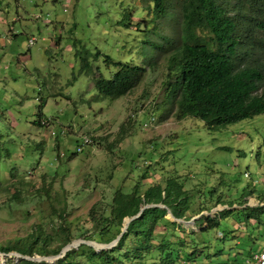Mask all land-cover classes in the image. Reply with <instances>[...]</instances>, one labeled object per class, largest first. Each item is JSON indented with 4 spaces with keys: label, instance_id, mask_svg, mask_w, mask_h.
Listing matches in <instances>:
<instances>
[{
    "label": "rangeland",
    "instance_id": "obj_1",
    "mask_svg": "<svg viewBox=\"0 0 264 264\" xmlns=\"http://www.w3.org/2000/svg\"><path fill=\"white\" fill-rule=\"evenodd\" d=\"M259 1L231 2L252 19L243 31L246 63L264 68ZM181 4L166 0L157 19L151 0H0V247L25 242L39 228L51 247L65 228L70 243L104 245L91 236L105 239L129 219L95 234L117 189L137 186L142 194L174 179L183 192L172 190L168 203L177 194L176 208L189 217L180 219L189 222L167 212L175 227L161 219L155 230L156 237H181L175 264H247L251 248L264 249V210L250 218L234 205L222 211L248 194L244 207L264 204V113L216 129L191 116L161 118L175 109L166 81L181 46ZM166 40L173 44L164 51ZM118 62L143 66L142 80L124 96L96 98L93 79L111 78ZM84 135L91 142L77 150ZM201 215L213 224L205 228ZM56 255L31 258L51 263ZM159 257L146 253L142 263L160 264ZM20 258L0 250V264Z\"/></svg>",
    "mask_w": 264,
    "mask_h": 264
},
{
    "label": "trees",
    "instance_id": "obj_2",
    "mask_svg": "<svg viewBox=\"0 0 264 264\" xmlns=\"http://www.w3.org/2000/svg\"><path fill=\"white\" fill-rule=\"evenodd\" d=\"M151 1L153 14L155 18L160 19L166 13V0ZM231 1L182 0L181 46L168 60L169 80L166 81V85L170 87L166 96L169 102L176 100L175 109L174 111L171 107L166 109L161 115L162 119L171 114L178 120L191 116L202 120L208 129H216L264 113V91L258 93L264 85V68L256 63H246L248 58L246 55L250 56V54L244 51L247 39H243L245 36L243 31L248 28L252 19L243 12L238 13L239 5L235 6ZM236 2L240 3V0ZM259 4L257 12L264 16V0H260ZM229 8L234 10L236 15H232ZM171 44H173L171 40H166L164 51ZM82 60L85 61L86 58ZM115 64L118 68L111 78L98 76L93 79L96 98L124 96L133 90L144 76L143 66L122 62ZM83 66L86 68L88 64L85 63ZM43 105L44 102L39 104L38 115H42ZM38 122L41 124L40 120ZM181 188L174 179H168L164 188L153 185L142 194L139 193L137 186L130 193H123L117 189L112 197L109 213L102 217L100 222L102 224L95 234L97 237L105 236L110 230V224L116 221L122 224L125 217L131 218L136 215L146 204L162 203L175 218L189 219L185 216V211L176 208L180 203L177 194L170 198L171 201L168 203L170 192L172 193L173 190L181 193L183 192ZM245 202L246 200L242 198L239 202H230L228 206L242 205ZM167 209L144 208L129 222L126 231L112 248L96 251L92 246L80 244L77 248L67 250L55 262L49 263L44 260L37 262L20 258L13 264H143L145 254L154 251L160 254V264H175L181 255L178 247V244H183L178 239L181 237L176 233H171L175 236L174 241L168 237H156L155 228L161 219L165 220V224L172 226L176 223L165 218ZM241 209L248 210L246 216L250 218L256 212L264 210V204L254 207L245 206ZM203 218L207 222L205 228L214 222L211 217ZM95 226L97 227V224ZM64 231V237L55 247L50 246L51 238L43 234L39 228L25 242L2 246L0 250L4 253L15 251L29 257L56 255L72 241L66 233L67 228ZM120 231L121 229H118L116 233L105 239L94 236H91V239L109 243ZM175 247L178 248L177 251ZM81 257H84V261L80 260Z\"/></svg>",
    "mask_w": 264,
    "mask_h": 264
},
{
    "label": "water",
    "instance_id": "obj_3",
    "mask_svg": "<svg viewBox=\"0 0 264 264\" xmlns=\"http://www.w3.org/2000/svg\"><path fill=\"white\" fill-rule=\"evenodd\" d=\"M147 207H160V208L167 209V207H166L165 205H160V204H158V203H157V204L144 205V206L139 210V212H138L136 215L132 216L131 218H129V219L126 221V223H124V226L122 227V229H121L120 233L117 235V237H116L115 239H113L112 241H110L109 243H105L104 246H102V247H96L92 242L76 241V242H74V243H69V244L65 245V246L62 248V250H61V255H56L55 257H53V259H54V260H57L58 258L62 257V256L65 254V252H66L67 250H70V249H72V248H76V247L79 246L81 243H85V244H87V245H89V246H92L96 251H98V250H100V249L112 248L113 246L116 245V243H117V241L119 240L120 236L126 231V228H127L128 224H129V222H130L131 220L135 219V218H136V217L142 212V210H143L144 208H147ZM167 212H168V213L174 218V220H176L177 222H178V221H181V222H189V220H188V221H185V220H182V219H180V218H175V217L172 215V213L170 212L169 209H167ZM105 245H106V246H105ZM17 255H19V256L22 257V258L29 259V260H33V261H35V260H43V259H46L45 257L31 258V257H27V256H22V255H20L19 253H17Z\"/></svg>",
    "mask_w": 264,
    "mask_h": 264
},
{
    "label": "built area",
    "instance_id": "obj_4",
    "mask_svg": "<svg viewBox=\"0 0 264 264\" xmlns=\"http://www.w3.org/2000/svg\"><path fill=\"white\" fill-rule=\"evenodd\" d=\"M34 41L35 40L32 38L29 40V43L33 44ZM153 120H154V118L152 117L151 121H153ZM146 126H147V123H144L143 127H146ZM81 141H82V143L80 146L77 147V150H80L82 145L89 144L91 142V140L88 137H86V135L82 136ZM248 200H250V198ZM261 204H263V203H261ZM245 263H247V264H249V263L264 264V251L252 253V258L246 259Z\"/></svg>",
    "mask_w": 264,
    "mask_h": 264
},
{
    "label": "crops",
    "instance_id": "obj_5",
    "mask_svg": "<svg viewBox=\"0 0 264 264\" xmlns=\"http://www.w3.org/2000/svg\"><path fill=\"white\" fill-rule=\"evenodd\" d=\"M248 198H250V195H248V196H246V199H248ZM245 199V200H246ZM263 199H264V196H263ZM245 204V203H244ZM244 204H242V205H234L236 208L238 207V208H243L244 207ZM235 207H232V208H235ZM228 210H229V206H228V208H227ZM236 244L237 245H240V241L239 240H237V242H236ZM237 248V247H236ZM253 250V253L254 252H260V251H264V249H258V250H254V248H251V250L250 251H252ZM248 254H250V255H252V253H250V252H248ZM254 264H256V263H254Z\"/></svg>",
    "mask_w": 264,
    "mask_h": 264
},
{
    "label": "bare ground",
    "instance_id": "obj_6",
    "mask_svg": "<svg viewBox=\"0 0 264 264\" xmlns=\"http://www.w3.org/2000/svg\"><path fill=\"white\" fill-rule=\"evenodd\" d=\"M96 247H102V246H104V245H98V244H95V243H93ZM106 246V245H105Z\"/></svg>",
    "mask_w": 264,
    "mask_h": 264
}]
</instances>
